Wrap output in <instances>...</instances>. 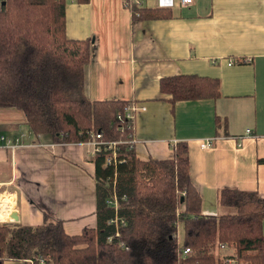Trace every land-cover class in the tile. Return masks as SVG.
I'll list each match as a JSON object with an SVG mask.
<instances>
[{
	"label": "crops",
	"instance_id": "1",
	"mask_svg": "<svg viewBox=\"0 0 264 264\" xmlns=\"http://www.w3.org/2000/svg\"><path fill=\"white\" fill-rule=\"evenodd\" d=\"M131 4L160 17H134ZM65 35L90 41L86 97L134 107L128 136L139 160L169 159L176 143L187 144L201 214L221 212L223 188L264 197L263 0H174L170 8L156 0H66ZM181 74L218 80V95L171 102L160 81ZM0 134L21 137L14 149L0 147V195L12 198L0 196V223L35 227L49 214L68 235L96 228L89 142L36 135L15 108H0ZM207 138L213 144L202 147Z\"/></svg>",
	"mask_w": 264,
	"mask_h": 264
},
{
	"label": "trees",
	"instance_id": "2",
	"mask_svg": "<svg viewBox=\"0 0 264 264\" xmlns=\"http://www.w3.org/2000/svg\"><path fill=\"white\" fill-rule=\"evenodd\" d=\"M65 4L2 0L0 108L21 111L31 132L55 140L84 142L97 132L104 140H123L130 133L119 129L125 119L117 112H123L124 103L85 95L90 41L66 37ZM129 9L137 18L160 17L155 9L135 4ZM160 90L171 102L216 97L219 82L181 74L161 79ZM107 153L99 151L94 158L96 228L68 235L62 221L49 214L35 227L2 222L0 264L5 259L23 264H42L41 259L43 264H221L213 254L216 241L234 243L241 263L264 264V197L258 192L223 188L218 192L221 212L203 215L185 142L176 143L173 156L163 160H139L122 145L119 161L105 166ZM113 195L116 211L107 204ZM115 216L117 224L110 222ZM185 248L190 251L183 255Z\"/></svg>",
	"mask_w": 264,
	"mask_h": 264
},
{
	"label": "built area",
	"instance_id": "3",
	"mask_svg": "<svg viewBox=\"0 0 264 264\" xmlns=\"http://www.w3.org/2000/svg\"><path fill=\"white\" fill-rule=\"evenodd\" d=\"M157 5L160 8H170L174 4V0H156ZM126 4L129 3V0H125ZM193 2V0H180V3L182 5H189ZM264 4V0H263ZM232 61H229V64H231ZM133 110L134 107L130 105H125L123 112H117V117L119 119L124 118V124L119 127L121 131L125 129H131V120L133 118ZM247 134H250V130L246 131ZM102 133H90V140L89 142L93 147V154L94 156L102 150H105L109 153L106 154L104 158V165H112L116 164L118 158H117V151L119 150V147L124 145L128 150H132L133 144L135 143L134 138L131 136L123 140H104L102 139ZM21 137H15L13 139L8 138L2 134H0V147L8 148V149H14L16 146L20 144ZM213 144L212 138H207L203 140L201 143L202 147H207L209 145ZM119 161V160H118ZM108 202L113 205L115 210L118 208V201L116 199V196L113 195L111 198H109ZM110 222H113L115 224L118 223L117 216L115 219L111 220ZM117 231V230H116ZM116 236H118V233H115ZM108 238V240H110ZM121 246H123L122 243H119ZM235 249V248H234ZM233 249V246L229 243H220L219 241H216L213 248V254L214 256L220 261L221 264H242L240 262V259L238 258L237 252ZM189 248H185L183 251V255H186L189 252ZM43 264L42 259L40 260Z\"/></svg>",
	"mask_w": 264,
	"mask_h": 264
},
{
	"label": "rangeland",
	"instance_id": "4",
	"mask_svg": "<svg viewBox=\"0 0 264 264\" xmlns=\"http://www.w3.org/2000/svg\"><path fill=\"white\" fill-rule=\"evenodd\" d=\"M87 141H84V142H87ZM64 143H74V142H64ZM76 143H78V142H76ZM178 232H179L178 235H179L180 240H181L183 237V224H182V222L178 223ZM263 235H264V225H263ZM230 244L233 246V249L235 248L234 250L237 252L236 245L234 243H230ZM241 261H242V264H248L246 261H243V260H241Z\"/></svg>",
	"mask_w": 264,
	"mask_h": 264
},
{
	"label": "bare ground",
	"instance_id": "5",
	"mask_svg": "<svg viewBox=\"0 0 264 264\" xmlns=\"http://www.w3.org/2000/svg\"><path fill=\"white\" fill-rule=\"evenodd\" d=\"M0 196L3 198H9L10 200H12V198L10 196H3V195H0Z\"/></svg>",
	"mask_w": 264,
	"mask_h": 264
}]
</instances>
